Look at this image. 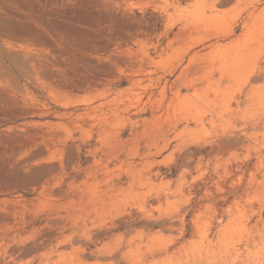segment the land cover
Instances as JSON below:
<instances>
[{
    "label": "rangeland",
    "instance_id": "rangeland-1",
    "mask_svg": "<svg viewBox=\"0 0 264 264\" xmlns=\"http://www.w3.org/2000/svg\"><path fill=\"white\" fill-rule=\"evenodd\" d=\"M0 264H264V0H0Z\"/></svg>",
    "mask_w": 264,
    "mask_h": 264
},
{
    "label": "bare ground",
    "instance_id": "bare-ground-1",
    "mask_svg": "<svg viewBox=\"0 0 264 264\" xmlns=\"http://www.w3.org/2000/svg\"><path fill=\"white\" fill-rule=\"evenodd\" d=\"M180 94V93H179ZM180 96V95H179ZM185 97V96H184ZM184 100V98H182V99H180V101H183Z\"/></svg>",
    "mask_w": 264,
    "mask_h": 264
}]
</instances>
